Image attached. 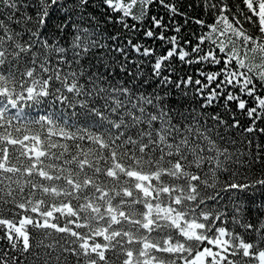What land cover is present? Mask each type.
I'll return each mask as SVG.
<instances>
[{
  "label": "trees",
  "instance_id": "1",
  "mask_svg": "<svg viewBox=\"0 0 264 264\" xmlns=\"http://www.w3.org/2000/svg\"><path fill=\"white\" fill-rule=\"evenodd\" d=\"M61 2L71 0H0V264H264V134L245 131L252 121L235 102L238 128L222 101L199 107L196 69L218 66L174 56L163 74L193 84L187 95L165 88L151 75L178 35L164 6L150 15L166 29L131 16L124 29L102 0L65 27ZM194 2L175 17L190 55L215 23L242 60L264 64V0ZM147 27L166 39L144 37ZM102 35L117 36L107 43L128 61L100 48ZM127 38L156 51L135 53Z\"/></svg>",
  "mask_w": 264,
  "mask_h": 264
},
{
  "label": "snow or ice",
  "instance_id": "2",
  "mask_svg": "<svg viewBox=\"0 0 264 264\" xmlns=\"http://www.w3.org/2000/svg\"><path fill=\"white\" fill-rule=\"evenodd\" d=\"M51 2L54 5L56 4V0H51ZM89 5L90 0H71L70 3L61 2L53 11L58 9L66 13L64 26L68 27L73 18V13L83 15L87 12ZM154 5L157 7L162 5L172 14L169 19L172 21L174 30L178 35L183 25L176 22L175 17L183 16L187 18L189 16L188 9H191L192 13L197 11L194 0L187 4L166 3V0H130V2L127 3L125 0H102L101 4V6H106L114 12L123 13V15L118 16L116 19L118 23L122 24L124 29L130 27L128 21L125 19L129 16L140 22L148 19L149 23L154 25L155 28H168L169 24L164 22L163 17L158 19L155 15H150ZM134 7L136 8L135 12L132 11ZM209 9H215V3L210 4ZM223 10L222 8L221 11ZM218 18L220 21L221 17L219 16ZM88 19L90 21H95L96 17L89 14ZM107 19L112 20L113 17L108 16ZM196 22L201 25L205 24V21L200 19H197ZM217 25L218 24L215 23L208 25L212 30L208 36L199 35L197 37L198 42L191 48L192 55H190V52L179 42L183 40V44L189 45L192 44V41L184 38L183 35H179V40L178 35H172L170 40H168L172 46L167 50L166 54L160 55L155 59L151 68V75L158 78L159 83L164 85L165 88H168V85H174L175 89H178L181 94L187 95V86L193 84V77L188 75L187 79L181 78L174 81L170 75L163 74L164 69H167L168 72L176 71L170 63H165V61H169L170 58L176 56L181 62H185L186 58H188L186 63L189 65L193 63L203 65L207 63L211 66H218L216 71H205L202 68L196 69V72L206 79V82L199 78L194 81V85L198 86L195 87V94L203 98L202 102H198L199 107L203 109L209 106H215L214 102L219 103L222 101L220 106L224 107L227 113H231L232 119L230 126L238 128L241 126V121L234 118L236 113L231 111L230 107V102H235V107L252 121L250 126L245 128V131H256L260 134H264V127L257 128V121L264 123V91H258L257 88V81H259L261 85L259 89L264 90V64H260L256 67L254 64L247 62V52L244 53L245 59L242 60L241 54L234 48L229 47V42L225 38H219L224 37V35ZM71 27H75V25L73 24ZM131 29L135 30L136 24H132ZM262 30H264V26H262ZM216 33H218L219 36L214 38V34ZM143 36L148 38L157 37V33L154 31L153 27H147L143 32ZM157 38L165 40L166 37L164 32L161 31ZM107 39L116 40L117 36H111ZM107 39L102 35L98 46L100 48L107 47L110 51L114 50L116 53H121L124 56V60L128 61V53L125 50V46L117 47L116 44L108 45ZM206 39L209 40V43L206 45L207 50L201 47ZM127 44L131 46V49L135 53L141 54L144 57H151L156 51L152 47L144 46L139 41L133 43L132 38H127ZM129 63H135V60ZM120 70L126 71L129 76L136 77H140L142 72L139 65H137L135 71H133L128 68L124 62L121 63ZM182 84L184 85L183 88L181 87ZM211 85L214 86L210 87ZM206 89L208 91L205 95ZM242 96L250 97L255 106H250L249 100L242 98ZM212 119L219 120L220 123H227V121L217 113H212Z\"/></svg>",
  "mask_w": 264,
  "mask_h": 264
},
{
  "label": "rangeland",
  "instance_id": "3",
  "mask_svg": "<svg viewBox=\"0 0 264 264\" xmlns=\"http://www.w3.org/2000/svg\"><path fill=\"white\" fill-rule=\"evenodd\" d=\"M264 22V20H262V23Z\"/></svg>",
  "mask_w": 264,
  "mask_h": 264
}]
</instances>
